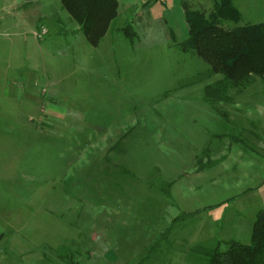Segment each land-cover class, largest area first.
<instances>
[{
  "label": "rangeland",
  "instance_id": "374dc122",
  "mask_svg": "<svg viewBox=\"0 0 264 264\" xmlns=\"http://www.w3.org/2000/svg\"><path fill=\"white\" fill-rule=\"evenodd\" d=\"M184 4L213 8L119 0L93 46L60 0H0V264H207L199 245L251 242L264 77L207 98L222 74L181 48ZM235 4L264 22V0Z\"/></svg>",
  "mask_w": 264,
  "mask_h": 264
},
{
  "label": "trees",
  "instance_id": "16d2710c",
  "mask_svg": "<svg viewBox=\"0 0 264 264\" xmlns=\"http://www.w3.org/2000/svg\"><path fill=\"white\" fill-rule=\"evenodd\" d=\"M60 1L93 46L101 42L119 12V0ZM183 6L188 37L180 42L181 48L201 57L211 73L222 74L205 86L207 98L228 100L230 87L244 86L254 75L264 77V22L239 25L243 15L235 0H213L208 14ZM230 23L235 25L228 27ZM130 26L125 29L129 37ZM197 249L207 264H264V209L256 214L250 243L232 239L226 250L220 243L214 247L199 245Z\"/></svg>",
  "mask_w": 264,
  "mask_h": 264
},
{
  "label": "crops",
  "instance_id": "0c3cea01",
  "mask_svg": "<svg viewBox=\"0 0 264 264\" xmlns=\"http://www.w3.org/2000/svg\"><path fill=\"white\" fill-rule=\"evenodd\" d=\"M1 236V235H0Z\"/></svg>",
  "mask_w": 264,
  "mask_h": 264
}]
</instances>
